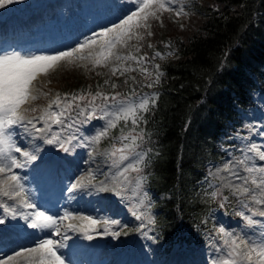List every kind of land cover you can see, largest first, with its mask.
Returning <instances> with one entry per match:
<instances>
[{"label": "rangeland", "instance_id": "rangeland-1", "mask_svg": "<svg viewBox=\"0 0 264 264\" xmlns=\"http://www.w3.org/2000/svg\"><path fill=\"white\" fill-rule=\"evenodd\" d=\"M183 2L184 0H175L171 3L169 6L172 11L158 13L160 20L151 19L149 21L151 28L140 29L141 34L149 37L146 34L147 31L152 32L154 27H158L154 22L157 25L161 24L160 21L177 24L185 19L184 12L182 15H176V12L183 9ZM130 10H134V0H13L12 3L0 8V54L15 51L22 55H51L57 50H67L83 42L93 32L98 33L101 28L118 22V18H122ZM33 13L36 17L31 16ZM138 43L139 41L133 38L127 46L117 45L114 49L116 53L125 56L131 53L138 60L116 61L112 57L107 65L95 67L90 60H78L73 64L63 61L49 74H39L34 81V88L38 90L39 98L35 101L30 100L22 106L29 110L26 114L30 118L38 117L57 93L64 97L73 75L92 72L100 77L101 83L98 84V91L91 92V95L85 96L84 100L75 101L72 109L62 117L64 125H51V132L37 134L31 125L28 126L27 131L20 126H15L16 145L22 150L33 152L37 157L36 160L26 162L19 153H13L21 163L25 164V167L13 169V171L21 177L29 202L35 203L39 210L47 211L49 215L57 217L62 216L65 211H72L74 215L91 216L99 221L97 225L89 229L88 234L92 235L93 239L88 240L86 235L78 230L79 225L86 224L79 220H58L56 224L59 229L58 235L53 231L55 227L45 230L51 233L50 235L29 229L21 214L31 213L35 209L24 208L16 200H10L4 196H0V219L4 220L0 227L14 230V233L23 231L20 234L21 239L25 238L23 237L25 233L27 236L32 233V239H34L33 235L40 234L36 242L44 237L66 245L64 248H58V254L64 255L65 264H107L109 258L114 260L112 264H212L213 259L218 255L215 249L223 247V241L217 232L221 225L241 235L247 232L253 239L256 238L253 235L254 232L264 233V228L260 225L254 228L246 227V221L239 215L241 212L252 215L253 212L264 211V204H256L255 201L247 198V194L236 195L230 187H223L229 182L242 183L231 175V172L247 176L245 167L264 166V161H260L254 153L248 151L252 144H256L261 151H264V92L256 88L251 90L252 102L239 112L234 126L228 128V133L221 136L222 141L219 142L221 153L216 158H208L204 161L206 181L203 186L207 187L210 194L217 192L215 198L218 205L212 206L209 211L210 224L203 233L202 242L190 241L183 250L174 246L164 256L161 252L162 244L157 239L150 222L153 214L150 204L154 194L146 187L144 175L140 171H130L126 174L128 179L124 180L116 174L129 161L121 163L119 154L116 157L109 155L113 146L118 148L123 143H128L129 141H122L121 136L131 133L125 131L117 134L116 142L112 141L110 148L106 150L104 146L92 143L90 140L91 136L106 125V119L83 123L93 105L96 107L97 117L103 116L101 109L112 111L115 107L110 99L106 102L102 97L97 98L90 105L91 97L97 92L109 98L120 93L117 105L124 102L125 98L136 103L144 97L150 99L152 90L148 86L144 88V85L152 83L156 79L157 72L160 73V69H157L158 63L153 56L147 57L139 50ZM98 50L99 46L93 45L91 49H85L83 54L87 55L89 51ZM77 64L81 66L77 67ZM117 65L121 66V70L124 67L130 70L123 75L117 71L114 75L111 68ZM141 69H147V72H142ZM112 84L116 87L113 88ZM31 108H36L37 111L31 112ZM81 109L84 115L78 116L77 113ZM53 110L59 111L55 106ZM33 123L37 128L44 127V122L38 119L33 120ZM69 124H72L71 128L68 127ZM52 132H58L62 142L70 140L69 143H65L69 151L65 152L59 144L45 142L51 137ZM135 151L139 155L142 154L137 148ZM248 156L252 159H247ZM240 160H245V164H240ZM113 161L116 163L114 164ZM229 161H232V164L230 170L226 172L224 165ZM90 172L95 175V187L68 191L71 184L80 176H87ZM114 176L115 179H113ZM221 177L225 179L222 180ZM101 182H104L110 190H98ZM117 191L120 195L116 194ZM110 192L114 193V196L109 195ZM228 193L235 195L231 204H228L226 198ZM161 194L159 192L156 195ZM5 204L16 209L18 215L15 218L4 211L2 206ZM244 204L248 207L245 208ZM134 211L137 214H143V218L137 219L133 215ZM253 219L264 223V217L253 216ZM112 220H119L121 223L112 224ZM69 223L76 228H68ZM105 230L108 231V235L100 234ZM112 232L121 234L113 236ZM23 246L34 247L35 245L20 243L18 248L21 249ZM76 249L83 250L86 257L83 258L77 254ZM14 252L16 251L13 250L8 254L13 255ZM5 256L0 253V260ZM17 259L19 264H25L24 257Z\"/></svg>", "mask_w": 264, "mask_h": 264}, {"label": "trees", "instance_id": "trees-1", "mask_svg": "<svg viewBox=\"0 0 264 264\" xmlns=\"http://www.w3.org/2000/svg\"><path fill=\"white\" fill-rule=\"evenodd\" d=\"M182 7L185 19L154 22L138 43L159 65V81L148 87L155 103L140 111L137 125L120 121L98 143L107 150L125 131L142 137L139 167L154 194L151 220L164 256L202 242L218 205L203 186L204 161L221 153V136L252 102L251 90L264 92V0H184ZM100 83L92 72L73 75L66 93L87 96ZM226 198L231 204L235 195Z\"/></svg>", "mask_w": 264, "mask_h": 264}, {"label": "snow or ice", "instance_id": "snow-or-ice-1", "mask_svg": "<svg viewBox=\"0 0 264 264\" xmlns=\"http://www.w3.org/2000/svg\"><path fill=\"white\" fill-rule=\"evenodd\" d=\"M13 0H0V8L5 4L12 3ZM175 0H134V10H130L129 13L118 18V22H114L111 26H105L97 32H93L90 37H86L83 42L77 43L75 47H70L67 50H57L51 55H22L19 52H9L0 54V196L8 197L10 200H16L24 208L35 209L31 213L21 214L22 219L27 222V227L30 229L39 230L40 233L50 235L51 233L45 232L47 229H52L56 226L58 220H79L86 222V224L79 225L78 230H81L88 240H92L93 236L88 234L89 229L99 223V221L93 219L91 216L74 215L72 211H65L60 217L55 215H49L47 211H41L37 208L35 203H30L28 193L25 190L24 184L21 182V177L13 171V169H19L25 167V164L21 163L13 153H19L26 159V162L36 160V155L33 152L22 150L21 147L16 145L14 136L17 135L15 126H20L28 130V126L31 125L32 129L37 133H49L51 132V125H64V117L69 110L72 109V105L77 100H84L85 95H77L75 93H65L64 97H61L59 93L55 98L50 100L46 107H44L38 117H29L26 113L28 109H24L22 106L28 101H35L39 98L38 90L34 88V81L38 75L49 74L54 71L60 62L67 61L69 64L75 63V61L90 60L93 67L98 65H107L109 59L114 57L116 61L125 60H138L136 56L121 55L114 51L117 45L127 46V43L133 38L136 40H142L144 38L140 29H150L151 25L149 21L151 19L160 20L158 13L164 11H172L169 6L174 3ZM183 9L176 12V15H182ZM162 25V21H160ZM151 36L153 33L149 30L146 33ZM93 45H98V51H89L87 55H84L85 49H91ZM151 47V45H149ZM142 59V58H140ZM80 67L81 65H76ZM159 65H157V69ZM130 69L127 67L122 68L117 65L111 68L112 73L115 75L117 71L123 75ZM142 72H147V69H141ZM161 73L157 72L156 82L159 81ZM134 79V78H133ZM108 83V81H105ZM148 87H152L153 84L149 83ZM115 88L116 85L112 84ZM47 95V93H44ZM91 95V93H89ZM134 95V93H133ZM70 96V99L68 97ZM102 97L104 101L111 100V103L115 105L112 111H103L102 117L96 116V107L93 105L92 110L87 112V115L83 123H88L92 120L106 119V125L102 127L95 135L90 137L92 143H99L104 137L108 136L109 131L117 127L120 121L128 122L131 120L133 126L137 125L138 120L141 119L140 111H148L149 104L155 103V100H150L148 97L142 98L138 103L127 100L116 104L120 93H116L111 98L105 96L101 92H97L95 96L91 97L89 104ZM59 109V111L53 110V108ZM79 107V105H77ZM31 112H36V108H31ZM78 116L84 115L83 109L77 113ZM43 121L44 127L37 128L33 123V120ZM69 128L72 124L68 125ZM135 131V128L132 129ZM74 138V137H73ZM142 139L138 135H123L122 141H129L123 143L120 147L113 146L112 151L109 153L111 157H116L119 154V161H129L122 169L118 171L116 175L123 177L127 180V173L139 172V165L143 162L144 157L139 155L135 150L138 147L137 141ZM47 144H59V147L65 152L69 151L65 147V143L69 141H61L58 132H52L51 137L46 139ZM259 158L260 161H264V151L260 150V147L256 144H252L248 149ZM131 158V160H130ZM247 159H252L248 156ZM115 164L116 161H113ZM240 164H245V160H240ZM232 161H229L224 165V171L230 170ZM244 171L248 173L247 176L237 175L235 172L230 174L235 176L237 180L242 181L239 184L225 183L223 187H230L233 193L236 195L244 196L247 194V198L255 201L256 204H264V166L245 167ZM259 174V175H256ZM115 179V176L113 177ZM221 179H225L221 177ZM95 187V175L88 173L87 176H80L71 186L68 188L69 192L75 190L91 189ZM100 191H109L101 182ZM120 195V192H116ZM213 196L217 195V192L212 193ZM226 199V198H225ZM4 211L15 218L18 213L15 208H10L7 204L2 206ZM223 207V205H221ZM247 208L248 205L244 204ZM133 215L137 219H142L143 214H137L135 211ZM239 215L246 221V227L254 228L260 225L264 228V223L253 219V216L264 217V211L253 212L252 215H245L243 212ZM150 222L154 223V220ZM4 220L0 219V224H3ZM112 224H120L119 220H112ZM68 228L75 229L76 226L69 223ZM57 234L59 229H56ZM139 231V229H137ZM243 231V230H242ZM217 232L220 235V239L223 241V247H217L215 249L218 254L212 261V264H264V233L257 234L255 239L252 238L249 233L244 232L243 235L234 233L226 229L221 225ZM102 235H108V231L105 230ZM120 232H112L111 235L118 236ZM125 235L127 233H124ZM67 239V237H65ZM34 247H22L19 251L14 252L13 255H6L4 259L0 260V264H19L17 258L24 257L25 264H65L64 255L58 254V248L65 247L64 244L54 241L52 239H40L38 242L33 241Z\"/></svg>", "mask_w": 264, "mask_h": 264}, {"label": "bare ground", "instance_id": "bare-ground-1", "mask_svg": "<svg viewBox=\"0 0 264 264\" xmlns=\"http://www.w3.org/2000/svg\"><path fill=\"white\" fill-rule=\"evenodd\" d=\"M32 17H36V15L33 13L31 15ZM37 195V194H36ZM61 222V221H60ZM64 222V221H63ZM62 223V222H61ZM27 228V227H26ZM58 227L55 226V229H53L54 232H57L56 229ZM30 229V228H29ZM62 229V228H61ZM38 231V230H37ZM23 233V231H17L16 233H14L13 231H10V229H3V227H0V253H3L5 255H10L8 254V252H12L13 250L18 251L20 250V248H18V245H20V243H25V244H30V246H34L33 241H36V238H38L40 236V234L38 235H33L34 239H32L31 234L30 236H27L25 233V236L21 235V237H25L24 239L20 238V234ZM62 233V232H61ZM59 234V233H58ZM57 234V235H58ZM70 237V236H69ZM74 237V236H73ZM43 239H45L44 237H42ZM41 239V238H40ZM39 239V240H40ZM74 239V238H73ZM38 240V239H37ZM38 240V241H39ZM29 246V245H28ZM66 246V245H65ZM24 247V246H23ZM64 248V247H63ZM60 249V248H59ZM76 249V253L81 255L83 258L86 257V253L83 250H79ZM75 253V255H76ZM23 261V260H22ZM107 264H112L114 263V260L109 258L106 262Z\"/></svg>", "mask_w": 264, "mask_h": 264}, {"label": "water", "instance_id": "water-1", "mask_svg": "<svg viewBox=\"0 0 264 264\" xmlns=\"http://www.w3.org/2000/svg\"><path fill=\"white\" fill-rule=\"evenodd\" d=\"M110 194H111V196H114V193L111 192Z\"/></svg>", "mask_w": 264, "mask_h": 264}]
</instances>
